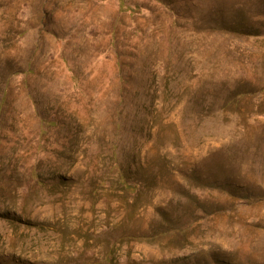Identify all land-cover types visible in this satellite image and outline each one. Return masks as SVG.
<instances>
[{
    "label": "rangeland",
    "instance_id": "374dc122",
    "mask_svg": "<svg viewBox=\"0 0 264 264\" xmlns=\"http://www.w3.org/2000/svg\"><path fill=\"white\" fill-rule=\"evenodd\" d=\"M0 264H264V0H0Z\"/></svg>",
    "mask_w": 264,
    "mask_h": 264
}]
</instances>
